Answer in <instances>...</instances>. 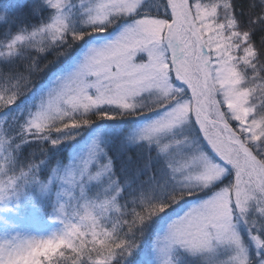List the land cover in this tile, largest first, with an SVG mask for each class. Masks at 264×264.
Instances as JSON below:
<instances>
[{
	"label": "snow or ice",
	"instance_id": "1",
	"mask_svg": "<svg viewBox=\"0 0 264 264\" xmlns=\"http://www.w3.org/2000/svg\"><path fill=\"white\" fill-rule=\"evenodd\" d=\"M0 113V264H264V0H0Z\"/></svg>",
	"mask_w": 264,
	"mask_h": 264
},
{
	"label": "trees",
	"instance_id": "2",
	"mask_svg": "<svg viewBox=\"0 0 264 264\" xmlns=\"http://www.w3.org/2000/svg\"><path fill=\"white\" fill-rule=\"evenodd\" d=\"M237 4H238V6H241V7H243V6H245L246 5V0H237ZM50 59H51V57H49ZM63 59H61L60 61H57V63L53 66V70H55L56 68H58V67H60L62 64H63ZM18 103H20L19 101H18ZM3 114L2 113H0V116H2ZM130 123H133L132 121H129ZM69 149H67V148H65L64 150H63V152H62V155H64V156H67V155H69ZM157 227H160V221L159 220H157L155 223H154V228H157Z\"/></svg>",
	"mask_w": 264,
	"mask_h": 264
},
{
	"label": "rangeland",
	"instance_id": "3",
	"mask_svg": "<svg viewBox=\"0 0 264 264\" xmlns=\"http://www.w3.org/2000/svg\"><path fill=\"white\" fill-rule=\"evenodd\" d=\"M129 121H132L134 123L135 122V118H130Z\"/></svg>",
	"mask_w": 264,
	"mask_h": 264
}]
</instances>
